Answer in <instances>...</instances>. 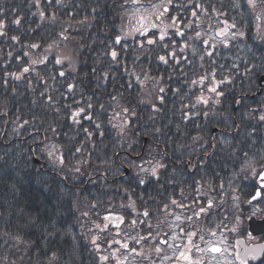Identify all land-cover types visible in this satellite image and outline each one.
<instances>
[{
	"label": "trees",
	"instance_id": "1",
	"mask_svg": "<svg viewBox=\"0 0 264 264\" xmlns=\"http://www.w3.org/2000/svg\"><path fill=\"white\" fill-rule=\"evenodd\" d=\"M262 75L264 0H0V264H122L106 214L154 244L175 200L245 201Z\"/></svg>",
	"mask_w": 264,
	"mask_h": 264
},
{
	"label": "rangeland",
	"instance_id": "2",
	"mask_svg": "<svg viewBox=\"0 0 264 264\" xmlns=\"http://www.w3.org/2000/svg\"><path fill=\"white\" fill-rule=\"evenodd\" d=\"M226 32L227 29H223L222 33ZM210 37L213 41L218 42L221 40L217 38L214 31L210 33ZM227 37H229V34H226L225 38ZM155 164L156 161L154 164L143 161L139 164L137 171L146 174V171L152 170ZM263 165L264 163L254 164V161L249 162L245 166H249L246 171L250 170L247 179L255 180L258 183L257 175ZM233 195L235 196L230 202V211L224 208V205L229 203L226 196L220 193L212 198L216 204L223 206V211L214 221L209 220L208 222L207 220V222H203L202 217L204 215L202 211H194L192 208L188 209L186 213L183 209L176 208L172 214L165 213L164 222L167 224L164 229L166 235H163L164 238H162L166 241V244L160 239H157L154 244L138 243L139 235L130 229V225H123L118 239L119 242L124 244L125 248L115 252V256H119L117 259L122 264H170L175 260L181 249L185 256L191 257V260L200 261L202 264H237L234 253L236 250L234 242L237 235H235L234 230L244 229L246 225L244 220L251 216H264V200L249 203L247 208L246 202L242 200V194L238 195L235 188L233 189ZM179 207L184 208L181 203ZM231 213L233 214L230 215ZM192 233H195V235L193 236ZM240 234L241 232H239ZM212 245L222 246L223 251L219 254L209 253L208 249ZM181 259L183 264L189 262L184 257ZM175 263L177 264L178 261Z\"/></svg>",
	"mask_w": 264,
	"mask_h": 264
},
{
	"label": "water",
	"instance_id": "3",
	"mask_svg": "<svg viewBox=\"0 0 264 264\" xmlns=\"http://www.w3.org/2000/svg\"><path fill=\"white\" fill-rule=\"evenodd\" d=\"M260 196V193L258 191L257 193V197ZM109 218L116 222L119 221L121 223L124 222V218L122 216L118 217L116 215H110ZM249 231L250 233L254 234V235H261L262 233H264V220H257L256 218H252L249 220ZM239 244L245 245V240L244 239H240L239 240ZM251 249V251L253 252V254L255 255V261H259L262 258V254L264 252V244H258V245H251L249 247ZM246 251L244 250L243 253H241V255H246Z\"/></svg>",
	"mask_w": 264,
	"mask_h": 264
},
{
	"label": "flooded vegetation",
	"instance_id": "4",
	"mask_svg": "<svg viewBox=\"0 0 264 264\" xmlns=\"http://www.w3.org/2000/svg\"><path fill=\"white\" fill-rule=\"evenodd\" d=\"M262 184H264V182H259L258 183V186H257V188L260 186V187H262L261 185ZM258 189H260V188H258ZM262 189H264V187L262 188ZM249 239V238H248ZM247 239V240H248ZM258 240L257 239H255V240H250L249 239V242H257ZM263 242H264V238H263V240H262ZM179 253H182L181 251H179ZM234 253H236L235 255V258H236V260H237V264H257V263H255L254 262V257H253V255L252 254H247V258H246V261H242L241 259H240V257H239V250H238V248L236 247V250H235V252ZM250 253H252V252H250ZM179 261L181 262L182 260H181V258L179 259Z\"/></svg>",
	"mask_w": 264,
	"mask_h": 264
},
{
	"label": "snow or ice",
	"instance_id": "5",
	"mask_svg": "<svg viewBox=\"0 0 264 264\" xmlns=\"http://www.w3.org/2000/svg\"><path fill=\"white\" fill-rule=\"evenodd\" d=\"M249 2L253 3V0H249ZM113 55H115V53H113ZM161 59H163V57H161ZM25 71H27V69H25ZM262 119H264V117H262ZM260 178H261V180H264V174H261ZM145 215H147V213H145ZM192 235L194 236L195 233H192ZM189 242L191 243V240ZM210 251H212V252H220L221 249L218 248V247H212L210 249ZM181 256H183L186 260H189L190 264H202V262H200V261L191 260V257L185 256L184 253H181Z\"/></svg>",
	"mask_w": 264,
	"mask_h": 264
}]
</instances>
